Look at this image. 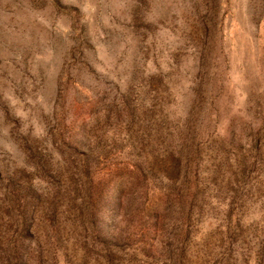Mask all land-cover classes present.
<instances>
[{"label":"rangeland","instance_id":"374dc122","mask_svg":"<svg viewBox=\"0 0 264 264\" xmlns=\"http://www.w3.org/2000/svg\"><path fill=\"white\" fill-rule=\"evenodd\" d=\"M0 264H264V0H0Z\"/></svg>","mask_w":264,"mask_h":264}]
</instances>
